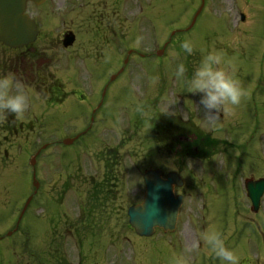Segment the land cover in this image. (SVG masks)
Wrapping results in <instances>:
<instances>
[{
    "label": "rangeland",
    "instance_id": "374dc122",
    "mask_svg": "<svg viewBox=\"0 0 264 264\" xmlns=\"http://www.w3.org/2000/svg\"><path fill=\"white\" fill-rule=\"evenodd\" d=\"M169 1L171 9L156 7L160 10L157 22L144 23L147 40L156 37L157 47L168 40L167 32L188 24L199 5V0H188V7L183 9L182 0ZM205 2L194 28L183 36H172L157 60L146 57L143 61L130 60L125 66L120 61L86 65L68 62L66 66L61 61L51 65L48 70L63 81L68 93L62 103H45L42 92L34 93L31 84L19 78L30 97L29 110L23 119L9 115L8 121L0 124V264H54L57 255L52 243V218L56 206L47 193L54 189L58 192L61 186L85 191L89 181L91 186L99 182L103 156L108 152L107 166L119 177V197L108 202L113 203L111 212V207L103 203L108 207L107 232L100 252H94L98 248L92 242L93 255L97 256L93 264H172V258L183 251L175 242L173 248L153 247V242L165 244L168 240L160 237L152 242L138 241L127 224V208L143 197L142 175L153 169L184 178L180 219L187 225L180 237L186 247L195 244L190 224L197 225L198 235L216 228L226 244L236 250L240 264H264V195L254 214L243 184L246 179H264V0ZM239 11L246 17L242 29H237L234 21V13ZM189 38L205 51L224 50L248 91L235 115L223 114L222 125L216 129L205 125L194 103L199 97L187 93L172 75L179 61L187 65L189 76L199 63L200 51L186 56L180 47L181 41ZM139 52L146 53L144 48ZM123 53L126 55V51ZM106 56L112 57L111 53ZM13 58L20 61V51L13 52ZM154 75L159 81L151 86L149 78ZM176 98L178 117L209 135L208 148L201 147L203 151L191 148L185 154L178 149L174 152L153 140L149 126L153 111H163ZM137 105L142 111H137ZM77 136L72 144H63ZM35 184L38 196L28 205L18 230L6 236L14 228L16 213L11 216L10 212L21 208ZM21 230H27V258L21 257ZM190 264L220 261L202 242L200 255H190Z\"/></svg>",
    "mask_w": 264,
    "mask_h": 264
},
{
    "label": "flooded vegetation",
    "instance_id": "af4514ba",
    "mask_svg": "<svg viewBox=\"0 0 264 264\" xmlns=\"http://www.w3.org/2000/svg\"><path fill=\"white\" fill-rule=\"evenodd\" d=\"M181 2L183 9L188 7V0ZM157 3L158 5L156 0H45L42 5L36 6L29 2L26 11L36 24L38 36L33 43L20 49V61L13 58V50L0 44V73L12 71L18 78L24 77L26 83H35L36 85L32 87L38 90L43 83L55 79L54 74L48 69L51 65L60 64L61 61L64 64L79 62L84 65L100 64L104 61L123 62L125 58H122L121 54L124 51L127 54L130 52L128 62L131 59L142 60L146 57L156 59L157 54L165 53L167 44L171 41L163 42L161 48L155 50V37L147 40L146 33L147 35L149 33L144 23L157 22L156 15L160 11L157 8L163 6L171 9L169 0H158ZM245 21L246 18L243 19V24ZM187 27L186 24L180 25L173 30H180L181 32L177 34H182ZM163 29L162 25L160 34ZM141 30L144 33H141ZM68 35L72 38V44L65 47L63 42ZM143 48L146 51L145 54L139 52ZM106 53H111L112 57L108 58ZM61 54H64L63 58ZM58 87V84H55V88ZM45 93L50 98L56 97V91L53 88ZM172 125L176 127L175 134L171 130ZM186 126V121L180 117L157 113L151 118V136L157 144L162 146H181L183 143L192 142V138L188 137L193 135L184 131ZM201 142L206 144L205 139H201L199 144ZM91 191V187L81 191V188L61 186L58 192L54 189L53 193H47L48 198L56 206L54 218H52V242L57 255L54 264H92L93 239H95V246L99 249L97 252L101 251L103 238L107 232V213L104 206H100L98 210V206L93 204ZM180 193L185 198L184 191ZM52 194L54 196L51 197ZM37 196L36 192L31 200ZM14 213L10 212V215L13 216ZM20 213L21 211L12 220L14 232L23 221V215L20 217ZM184 225L187 224L179 219L172 233L156 229L153 237L168 240L165 244L163 241L159 244L153 242V247L163 249L162 247L166 245L173 248L175 242L184 250L186 246L180 237ZM190 225L194 241L196 231L194 225ZM18 238L23 246L21 257L27 258V230H21ZM197 239L196 236V242ZM190 255L195 256L196 253L192 252ZM20 262H22L21 258Z\"/></svg>",
    "mask_w": 264,
    "mask_h": 264
},
{
    "label": "clouds",
    "instance_id": "9594fccd",
    "mask_svg": "<svg viewBox=\"0 0 264 264\" xmlns=\"http://www.w3.org/2000/svg\"><path fill=\"white\" fill-rule=\"evenodd\" d=\"M180 47L186 56L200 51L201 58L190 76L183 61L175 64L172 75L183 84L187 93L199 97L194 103L199 108L205 125L209 129H216L222 125L223 114L235 115L236 107L241 105L248 91L224 50L205 51L198 48L196 42L190 38L182 40ZM158 81V75L149 78L151 86H155ZM178 103L179 98L169 101L160 113L171 117L180 115V109L175 107ZM29 107L30 97L17 74L12 71L0 73V124L7 121L9 115L23 119ZM137 111H142L140 105H137ZM201 241L207 246L208 253L218 258L220 264H240V256L226 244L222 232L216 228L201 232L195 244L186 247L172 258V264H190V254L199 250Z\"/></svg>",
    "mask_w": 264,
    "mask_h": 264
},
{
    "label": "water",
    "instance_id": "95a60500",
    "mask_svg": "<svg viewBox=\"0 0 264 264\" xmlns=\"http://www.w3.org/2000/svg\"><path fill=\"white\" fill-rule=\"evenodd\" d=\"M28 1L41 4L44 0H0V42L10 48H21L37 35L34 23L24 14ZM70 43L68 38L65 46ZM174 184L181 185L175 174H169L166 179H162L159 171H149L144 175V199L141 204L128 209L129 224L138 235L151 236L155 227L164 231L174 228L182 201L180 196H174ZM246 191L253 211H257L264 194V179L246 182Z\"/></svg>",
    "mask_w": 264,
    "mask_h": 264
},
{
    "label": "trees",
    "instance_id": "16d2710c",
    "mask_svg": "<svg viewBox=\"0 0 264 264\" xmlns=\"http://www.w3.org/2000/svg\"><path fill=\"white\" fill-rule=\"evenodd\" d=\"M112 176V175H111ZM111 176H106L105 178H104V181H103V184L102 185H106V183H107V181H109V179L111 178Z\"/></svg>",
    "mask_w": 264,
    "mask_h": 264
}]
</instances>
